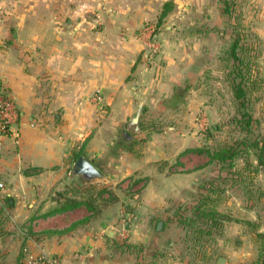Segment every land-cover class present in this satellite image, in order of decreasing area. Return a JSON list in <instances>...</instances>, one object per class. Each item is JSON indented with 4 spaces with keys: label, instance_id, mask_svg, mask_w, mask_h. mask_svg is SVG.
Listing matches in <instances>:
<instances>
[{
    "label": "crops",
    "instance_id": "1",
    "mask_svg": "<svg viewBox=\"0 0 264 264\" xmlns=\"http://www.w3.org/2000/svg\"><path fill=\"white\" fill-rule=\"evenodd\" d=\"M166 1L0 0V84L18 112L11 131L0 133V193L13 204L0 234V264H23L28 251L40 249L51 264L263 261L256 234H264V168L253 176L251 195L232 173L189 150L205 143L211 120L228 113L220 103L226 96L220 85L231 83L219 74L221 54L228 62L237 37L238 50L251 51L252 44L226 28L230 16L215 0L211 21L201 15L202 30L195 39L185 36L190 41L178 46V56L160 32L161 61L137 81L149 70L144 33ZM202 1L175 0L189 6L187 14L189 3ZM255 1L263 11L264 0ZM260 33L264 39V20ZM210 66L215 75L208 80ZM140 106V130L133 133L129 123ZM75 151L106 175L102 185L117 200L106 206L97 200L94 214L79 204L46 215L65 195L80 199L77 188L97 185L71 177ZM128 190L135 213L124 215ZM220 191L215 209L227 214L225 230L194 245L181 221ZM123 240L131 252L121 250Z\"/></svg>",
    "mask_w": 264,
    "mask_h": 264
},
{
    "label": "trees",
    "instance_id": "2",
    "mask_svg": "<svg viewBox=\"0 0 264 264\" xmlns=\"http://www.w3.org/2000/svg\"><path fill=\"white\" fill-rule=\"evenodd\" d=\"M170 9V1L163 3L153 19L156 24V29L159 28L162 19L168 14ZM239 41L240 37H237L228 53L233 60L231 66L233 68L227 73V76L229 77L233 72L235 74L232 81L234 82L232 85V91L237 111L236 114L233 115L234 117L231 118V122L235 123L239 130L236 133L228 134L222 138V141L218 142L214 140V138L217 136L215 132H220V127L214 126L213 129L215 132L213 134L207 132V140L201 147L189 150H198L208 157L209 163L219 165L222 169L227 168V172L232 173L235 176L234 179L240 183L243 188L247 189V194L248 190L251 189L249 193L254 195L257 194L255 191L257 188L252 180L254 178L253 176L258 173L260 168H264V130L263 132L258 131L255 134V128L258 127L260 120L254 118L247 109L248 103L252 98V93L257 90V85H259L260 88L262 83L261 81H259V83L254 77H251L250 72L247 69V67H249V62H245L237 55V50L240 48ZM239 50L242 51V49ZM234 78L238 79V81H234ZM262 89L264 90V87ZM0 133L2 132L0 131ZM81 154V151H75L72 153L74 159H77ZM237 158L241 159L243 162L242 165H236ZM254 160H256V163L253 162ZM24 173L28 174V171H25ZM76 192H80V199L65 195V200L60 203V206L48 211L46 215L60 212L79 204H83L87 210L92 211L94 214L97 212L98 208V205H95L96 202L99 201V204L106 206L117 200V196L113 191L107 185L102 184L88 186L85 189L77 188ZM126 195L129 202L126 200L122 203L125 210L124 215L126 213L134 214L135 207L132 204V199L134 198L129 194V190L126 192ZM251 195L249 196L251 197ZM223 198L224 197L221 196L220 191L218 198H207L206 200H203V202L193 210V216L186 217L181 221L185 227L188 226L187 236L189 233L191 234L190 239L195 240L194 245L201 247V239H207V237H209L208 239H211L214 236L222 235L224 224L228 220V217L226 213L217 211L215 206L221 202ZM12 205L9 197L3 196L0 193V234H4L6 231L5 226L8 222L7 213ZM77 225L78 223H75L71 228H74ZM53 233L57 232L45 231L42 234L52 235ZM256 239L260 241L261 250L264 252V234L257 233ZM121 245L124 247V249L121 250L131 252L132 244L123 240ZM26 256L27 254H25L24 259ZM262 260L261 264H264V255ZM23 264H26V260Z\"/></svg>",
    "mask_w": 264,
    "mask_h": 264
},
{
    "label": "rangeland",
    "instance_id": "3",
    "mask_svg": "<svg viewBox=\"0 0 264 264\" xmlns=\"http://www.w3.org/2000/svg\"><path fill=\"white\" fill-rule=\"evenodd\" d=\"M171 2V9L168 12V14L162 19L159 28L156 29V24L153 20H150V24L154 26L152 34L150 37L145 38V47H144V52L147 51V57H146V65H148L149 70H144L140 72L136 78L137 81H142L145 77H148L151 72H153L155 69H157L161 59H160V52H161V43L162 41L159 40L160 32H165L164 36L170 40L171 44L176 45L174 51L172 52L173 54H176L177 56L179 55V49L178 46L180 44L185 45V42H189L190 40L186 41L185 36L188 38L195 39V36L199 34V32L202 30L203 25L200 23V17L201 15H204L203 18L205 20L211 21L212 18V4L215 2V0H203V4H190L192 6V13L187 14V8H185L184 2H178V5L176 4L175 0H168ZM202 1V2H203ZM219 3L221 5V9L225 6L227 14L230 16V26L226 28H230L234 31L235 34H245L246 35V43L249 41L252 44V49L249 51L243 52L241 50H237V55L241 57L245 62H249V67H247L248 71L250 72L251 77H254L258 82L261 81V86L259 88V85H257V90H255L252 93V98L250 102L248 103V109L247 111L251 113V115L254 118H258L260 120V123L258 127L255 128V134L258 131H261L264 128V118L261 116L262 112H264V90L262 89L264 87V39L260 38L261 35V30H262V24L264 20V3H263V11H260V4L255 1V0H227L224 2V0H219ZM201 12V14H200ZM176 13L175 17L174 14ZM206 15V16H205ZM198 19V21H197ZM207 22V21H206ZM233 22V24H232ZM168 26V30L165 29V26ZM202 25V26H201ZM205 26V25H204ZM201 27V28H199ZM188 34H191L188 35ZM186 37V38H187ZM248 38V39H247ZM262 39V40H261ZM150 40V43L154 44V49L153 48H148L146 41ZM260 40L262 41V49L259 50L261 45L257 43V41ZM248 42V43H249ZM254 45H256L254 47ZM177 48V49H176ZM171 53V54H172ZM224 54H221L220 57V68H219V74L221 77H225V73L227 74L228 71H231L233 67L232 66V58L227 62V57ZM223 55V57H222ZM206 71V75L208 80H210L213 75H215V72L212 71V67H208ZM147 73V74H146ZM147 75V76H146ZM234 72L231 74V83L230 86H228L227 83L221 84V92L225 93V99H221L220 103H222V109L225 111H228L227 115L223 118L215 120H211L212 122L209 123V126L204 128L203 130V138L205 139L206 142V136L207 132L208 133H214L213 127L216 126L220 127L219 131L220 132H215L216 137L214 140L220 142L222 141V138L227 136L228 134L236 133L238 132L239 128L236 126L235 123L231 122V118H233L236 114V105L234 102L233 98V91H232V85L234 84L233 77H234ZM144 77V78H143ZM229 77V76H228ZM234 81H238V79L234 78ZM227 80V79H226ZM260 83V82H259ZM226 87V89H225ZM100 93L98 91H95L93 94V99H97L96 95ZM95 101V100H93ZM98 101V99L96 100ZM259 116V117H258ZM262 117V118H260ZM231 122V123H230ZM238 159V158H237ZM239 161V162H238ZM236 163H239V165H242L241 159L236 160ZM237 165V164H236ZM224 171H228L227 168H224ZM111 172V171H110ZM112 173V172H111ZM123 186V185H122ZM120 185V188L122 187ZM126 190V189H125ZM124 200H128L126 192L124 193ZM131 200V199H130ZM132 202L133 199H132ZM225 230V229H223ZM191 234L187 236V238L190 239ZM33 252V251H32Z\"/></svg>",
    "mask_w": 264,
    "mask_h": 264
},
{
    "label": "built area",
    "instance_id": "4",
    "mask_svg": "<svg viewBox=\"0 0 264 264\" xmlns=\"http://www.w3.org/2000/svg\"><path fill=\"white\" fill-rule=\"evenodd\" d=\"M152 28L146 30L144 33L145 38H149L152 34ZM147 47L154 48V44L150 43V40L146 41ZM99 97V94L96 95ZM18 112L13 100L8 95L7 90L0 84V131L3 134H7L11 131V126L16 123ZM52 262L48 258V254L45 250L40 249L37 252L28 251L26 256V264H51Z\"/></svg>",
    "mask_w": 264,
    "mask_h": 264
},
{
    "label": "water",
    "instance_id": "5",
    "mask_svg": "<svg viewBox=\"0 0 264 264\" xmlns=\"http://www.w3.org/2000/svg\"><path fill=\"white\" fill-rule=\"evenodd\" d=\"M147 57V51H145L143 55V60L145 61ZM141 106L136 111L135 115L132 117L129 128L133 133L139 132V115H140ZM71 177H75L78 181H80L83 184H107L108 179L106 175L99 170V168L86 159L84 156H79L75 162L72 165L71 171H70ZM15 190V187H14ZM8 195H12L11 193H8ZM15 199L16 196L12 195ZM128 224H126V227ZM225 259L223 257H220L218 259V264H224Z\"/></svg>",
    "mask_w": 264,
    "mask_h": 264
}]
</instances>
